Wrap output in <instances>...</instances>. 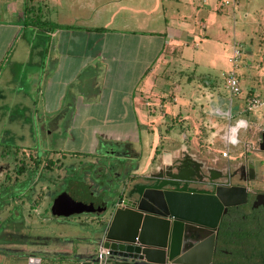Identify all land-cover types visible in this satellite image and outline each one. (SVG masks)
Wrapping results in <instances>:
<instances>
[{
	"label": "crops",
	"instance_id": "0c3cea01",
	"mask_svg": "<svg viewBox=\"0 0 264 264\" xmlns=\"http://www.w3.org/2000/svg\"><path fill=\"white\" fill-rule=\"evenodd\" d=\"M153 4L151 10V0H0V111L16 114L27 100L37 117L52 118L41 124L44 132L63 135L70 150L54 151V159L83 160L77 184L86 195L102 194V179L126 185L153 163L164 166L183 153L217 170L242 159L255 163L242 150L246 131L232 145L226 137L237 122L258 121L244 111L245 100L264 95L260 73L251 74L262 67L256 53L243 51L247 63L237 77L244 98L215 94L212 82L183 71L197 65L195 28L172 19L161 31L149 29L165 18L153 16ZM35 18L72 29L29 25ZM260 53L264 61V48ZM216 148L227 157L213 153ZM16 220L2 232L22 228ZM9 245L0 239V264L16 256L4 254Z\"/></svg>",
	"mask_w": 264,
	"mask_h": 264
},
{
	"label": "rangeland",
	"instance_id": "374dc122",
	"mask_svg": "<svg viewBox=\"0 0 264 264\" xmlns=\"http://www.w3.org/2000/svg\"><path fill=\"white\" fill-rule=\"evenodd\" d=\"M156 1L158 11L153 16L165 18L151 23L149 29L161 31L165 27V22L172 19L195 28L193 54L197 65H192L188 69L183 68L188 76L198 82L209 80L213 83V92L224 96L228 94L224 90V75L231 72L238 76L242 74L247 63L243 51L247 53L251 47L256 53L254 60L262 65L261 70L256 68L257 71L251 72L252 75L260 73V84L254 83V85L257 88L258 84L259 89H264V61L260 56L261 47L264 48V0H237L238 3L235 6L232 4L225 6L224 0ZM150 8L151 10L154 8L153 0H151ZM201 24L204 28H201ZM233 47L241 51L235 64L227 61L228 57H233ZM22 85L26 87L23 83ZM240 97L244 98L243 94L238 98ZM257 97L261 103H264V95ZM184 100L185 96L180 94V102ZM263 112L264 105L252 109L248 114L254 120H259ZM51 119L37 117L32 109V101L27 102V100L20 102V109L16 111V114L0 111V227L11 226L13 219H17L15 217L21 220V223L16 220L15 224L19 223L22 226L20 229H6L3 232L0 229V239L12 244L5 248L13 255L24 250L50 251L51 254L57 252L72 258L80 255V252L84 250L94 253L97 249L93 242L99 237L97 232L101 227L96 221L97 215L93 214L94 212L68 218H56L48 212L49 197L44 198V195H57L66 187H75L84 192V188L76 183L79 179L82 159L66 155L64 159L59 160L61 164L54 159L57 153L54 151L68 152L70 150L63 148V135L48 136L44 132L47 128L41 124ZM247 139L248 135L241 141L244 142ZM212 152L221 154L218 148L212 149ZM244 155L255 159L258 171L264 169V154L252 152L244 153ZM36 156L43 158L42 161H38L37 171L39 174H46L48 176L46 178H50L51 181L47 187L46 184L37 182L32 200L28 201L22 193H14L12 186L4 182L3 174L6 173L4 177L12 176L20 163L26 162V166H35ZM46 159H54V163L51 160L44 162L43 160ZM115 160L116 158H113L111 161ZM242 162L246 163V159H242ZM45 165L49 171L44 170ZM236 167V165L232 166L231 169ZM105 180L103 182L102 179L101 182L102 194L98 195L90 191L87 193L90 195H86L85 198L94 200L96 197L103 198L105 193H110L115 184ZM82 185L85 186V183L82 182ZM36 193L39 196H36L37 199ZM44 262L42 259V264H45ZM105 264L115 263L108 261Z\"/></svg>",
	"mask_w": 264,
	"mask_h": 264
},
{
	"label": "water",
	"instance_id": "95a60500",
	"mask_svg": "<svg viewBox=\"0 0 264 264\" xmlns=\"http://www.w3.org/2000/svg\"><path fill=\"white\" fill-rule=\"evenodd\" d=\"M241 129L239 125L229 127L228 145L234 144L231 141H236ZM261 138L259 152L264 151V133ZM229 169L217 170L183 153L167 165L158 167L153 163L147 174L134 176L126 198L112 205L93 242L96 251L100 247L109 251L104 264H196L194 257L202 261L200 264H207L212 238L205 239V230L214 226L205 220L212 214L216 220L221 209L240 202L246 193L245 188L220 182ZM195 186H206L211 191ZM85 197L84 192L71 188L55 199L50 213L65 218L94 212L97 201ZM65 203L66 209L62 206ZM85 251L72 258L56 259L50 252L24 250L8 264H42V259L45 264H97L96 252ZM3 252L11 254L6 248Z\"/></svg>",
	"mask_w": 264,
	"mask_h": 264
},
{
	"label": "flooded vegetation",
	"instance_id": "af4514ba",
	"mask_svg": "<svg viewBox=\"0 0 264 264\" xmlns=\"http://www.w3.org/2000/svg\"><path fill=\"white\" fill-rule=\"evenodd\" d=\"M231 98V97H230ZM245 112H247L244 109ZM237 122L236 125L241 126V130L248 133L249 125L245 122ZM264 154L263 152H260ZM245 156V155H244ZM43 158H34L35 166H26V162L20 163V166L15 169L14 174L10 177H4V182L15 190L14 193H22L26 200H32L34 188L37 187V182L46 184L47 187L50 178L46 174H39L37 171L38 161ZM44 162H49L47 159ZM60 164V162L58 163ZM57 165V164H56ZM44 170H48L45 165ZM262 172V173H261ZM264 169L258 171L256 163L247 161L241 163L235 169H229L222 174L223 178L220 182L227 183L229 186H239L245 188V195L240 202L224 207L221 209L218 217L215 220V215H211L205 220L207 225L214 226L206 229V240L212 238V253L207 264H264ZM48 173V172H47ZM132 180L120 186L119 182L114 183L119 185V188H111L110 193H105L103 198H94L97 201L94 213L97 215L96 221L100 227L107 220V216L112 211L114 204L126 198ZM77 183V182H76ZM114 185V186H115ZM76 189L75 187H71ZM66 187L65 190L57 195H44V198L49 197V209L55 199L71 189ZM197 190L211 191L206 186H195ZM39 197L35 194V198ZM100 198V199H99ZM37 199V198H36ZM67 202V201H64ZM66 209V203L63 204ZM51 214V213H50ZM87 214V213H81ZM72 217V216H70ZM68 218V217H65ZM191 218V217H190ZM193 262L196 264L202 263L200 259L194 257Z\"/></svg>",
	"mask_w": 264,
	"mask_h": 264
},
{
	"label": "built area",
	"instance_id": "2783aa9c",
	"mask_svg": "<svg viewBox=\"0 0 264 264\" xmlns=\"http://www.w3.org/2000/svg\"><path fill=\"white\" fill-rule=\"evenodd\" d=\"M223 4L227 5H237V0H224ZM241 51L233 47V57L228 58V62L235 64ZM224 90H226L231 98H238L242 94L240 87V82L234 72L228 73L225 76ZM264 105L257 97L248 98L245 100V110L250 112L256 107ZM264 133V114L261 119L253 124L249 125L248 129V139L242 144V150L244 153L249 154L252 152H259L260 144L262 143L261 135ZM222 158L227 157V152H222ZM109 257V251L107 249L98 248L96 251V258L98 260L97 264H104L105 259Z\"/></svg>",
	"mask_w": 264,
	"mask_h": 264
},
{
	"label": "trees",
	"instance_id": "16d2710c",
	"mask_svg": "<svg viewBox=\"0 0 264 264\" xmlns=\"http://www.w3.org/2000/svg\"><path fill=\"white\" fill-rule=\"evenodd\" d=\"M29 25H31L33 27H37V28H46L50 31H55V30H59V29H72L71 27L49 25L47 22L41 21L38 18H35V20L29 22ZM91 31L102 32L104 30L103 29H95V30H91ZM157 154H158V151L155 152V155H157ZM85 157H87V156H85Z\"/></svg>",
	"mask_w": 264,
	"mask_h": 264
},
{
	"label": "clouds",
	"instance_id": "9594fccd",
	"mask_svg": "<svg viewBox=\"0 0 264 264\" xmlns=\"http://www.w3.org/2000/svg\"><path fill=\"white\" fill-rule=\"evenodd\" d=\"M231 142L235 143L236 141H235V140H233V141H231Z\"/></svg>",
	"mask_w": 264,
	"mask_h": 264
}]
</instances>
